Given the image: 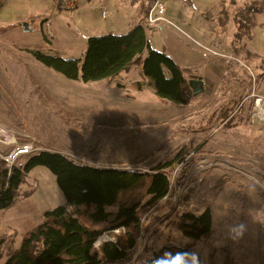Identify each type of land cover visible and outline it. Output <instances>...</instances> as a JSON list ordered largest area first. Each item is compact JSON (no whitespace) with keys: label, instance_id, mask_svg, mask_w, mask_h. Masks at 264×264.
Segmentation results:
<instances>
[{"label":"rangeland","instance_id":"374dc122","mask_svg":"<svg viewBox=\"0 0 264 264\" xmlns=\"http://www.w3.org/2000/svg\"><path fill=\"white\" fill-rule=\"evenodd\" d=\"M149 1L84 0L64 8L54 0H3L0 138L7 143L0 142V153L30 143L81 159L78 142L73 150L65 147L70 136L101 138L116 125L109 139L119 153L117 166L150 171L170 161L168 179L183 193L184 211L164 200L142 217L140 240L147 257L181 247L183 264H264V124L253 115L254 95L264 97V0H164V17L206 61L187 74L203 81V91L188 104L158 97L139 64L115 77L84 82L64 78L28 52L79 58L89 35L123 33L138 23L157 30L145 20ZM103 10L109 12L105 18ZM44 11L49 24L28 19ZM133 81L143 88L128 86ZM226 107L236 111L230 122L221 115ZM60 205L65 198L55 175L45 166L31 169L14 203L0 209V264L46 210ZM205 208L212 214L210 232L185 235L182 214ZM101 243L99 236L95 246Z\"/></svg>","mask_w":264,"mask_h":264},{"label":"trees","instance_id":"16d2710c","mask_svg":"<svg viewBox=\"0 0 264 264\" xmlns=\"http://www.w3.org/2000/svg\"><path fill=\"white\" fill-rule=\"evenodd\" d=\"M48 16L44 11L31 14L28 19L42 24ZM246 26L249 30L247 23ZM145 31L146 27L138 23L123 33L89 35L79 58H63L38 49H28V52L64 78L84 82L115 77L129 66L139 64L158 97L188 104L194 98L187 79L190 70L179 66L165 50L152 47ZM128 86L141 90L143 83L133 81ZM231 112L227 108V115ZM170 164V161L157 164L150 171L100 168L46 148L30 154L23 163L10 169L0 158V209L14 203L25 175L36 166H45L55 175L65 198V205L43 213L41 222L23 236L19 247L3 264H108L123 258L128 254L127 249L138 241L142 217L165 195L169 183L166 168ZM182 217L181 229L185 235L199 238L210 232L209 208L200 213L187 210ZM121 226L126 232L116 243L104 241L95 246L103 231ZM164 249L165 256L152 258V264H183L185 249Z\"/></svg>","mask_w":264,"mask_h":264},{"label":"crops","instance_id":"0c3cea01","mask_svg":"<svg viewBox=\"0 0 264 264\" xmlns=\"http://www.w3.org/2000/svg\"><path fill=\"white\" fill-rule=\"evenodd\" d=\"M170 19L172 20V18ZM145 33L152 47L159 50H165V52L170 55L179 66L183 68L194 70L196 68H201V65H204L206 62L195 47L188 46L182 41L183 39L181 33L172 26H162L160 28H157V30L146 29ZM81 56L82 54L79 57ZM107 117L114 118L113 115H109ZM77 118L81 119V117ZM101 118H104V115H102ZM117 128L118 126L113 125L108 128V133L102 131L101 134L103 136L101 138L92 135L87 136L86 134L79 137L70 136V138H68L70 144L66 145L65 147H70L73 150L74 147H76V143L78 142V145L81 148L80 152L83 153V157L81 159L71 158L82 164L100 168H123L117 166L121 162L120 157L118 156L119 153H117L116 150L112 151L114 143H111L109 139V131L115 133ZM90 145H92L93 147H91ZM83 149L89 151L83 152ZM55 151L66 154L63 150L57 149ZM94 152L96 153L93 154ZM126 152L127 150L125 151V153ZM88 153L92 154L87 155Z\"/></svg>","mask_w":264,"mask_h":264},{"label":"built area","instance_id":"2783aa9c","mask_svg":"<svg viewBox=\"0 0 264 264\" xmlns=\"http://www.w3.org/2000/svg\"><path fill=\"white\" fill-rule=\"evenodd\" d=\"M54 1L57 3V6L59 7L71 8L77 5L79 2H82L84 0H54ZM2 2L3 0H0V5ZM165 11L166 10H165V5H164V0L151 1L147 9V13H146V23L148 25H156L157 28H160L166 25L174 27V23L172 21L170 22L166 17H164ZM107 14H109V12H106L105 10H103L100 13V16L102 18H105ZM49 23H50V20L47 19L46 24H49ZM253 104L255 108L253 115L254 114L257 115L260 121L264 124V97L263 95L262 94L254 95ZM0 142L2 144H6L7 140L6 139L3 140L0 138ZM34 150H39V149L33 148L30 143L14 145L10 147L5 153H0V158L5 162L8 169H10L13 166H19L21 163H23V161H21L22 156L32 154ZM127 169H135V168H127ZM171 184L172 183L170 180L168 183V188H167L165 195L160 199V201L156 204V206L164 200H170L171 205L175 209L184 211V203L182 202L183 193L181 190L174 191ZM171 193H175L177 196L174 197V195ZM141 223L139 224V235L137 238L138 239L137 243L134 246L127 249L128 254L126 256L116 261H113L111 263H108V264H152L151 257L150 258L147 257L145 253V242L142 244L140 240L142 238ZM120 230L122 231L123 234L126 232V228L124 226H121L118 228L104 231L99 236L102 239V242L112 241L116 243L117 237L111 232L116 234V232L118 233ZM95 243H97V240L95 241Z\"/></svg>","mask_w":264,"mask_h":264},{"label":"water","instance_id":"95a60500","mask_svg":"<svg viewBox=\"0 0 264 264\" xmlns=\"http://www.w3.org/2000/svg\"><path fill=\"white\" fill-rule=\"evenodd\" d=\"M23 29L25 31H28V23L23 22L22 23ZM190 87L192 89L193 95H197L203 91V81L200 78H192L189 80Z\"/></svg>","mask_w":264,"mask_h":264},{"label":"flooded vegetation","instance_id":"af4514ba","mask_svg":"<svg viewBox=\"0 0 264 264\" xmlns=\"http://www.w3.org/2000/svg\"><path fill=\"white\" fill-rule=\"evenodd\" d=\"M224 110L227 112V107ZM234 116H236V111L235 112H231L228 115L226 114V118L225 119H227V122H230ZM240 118L241 117H238V119H240Z\"/></svg>","mask_w":264,"mask_h":264}]
</instances>
